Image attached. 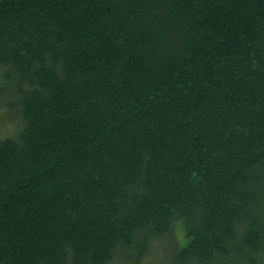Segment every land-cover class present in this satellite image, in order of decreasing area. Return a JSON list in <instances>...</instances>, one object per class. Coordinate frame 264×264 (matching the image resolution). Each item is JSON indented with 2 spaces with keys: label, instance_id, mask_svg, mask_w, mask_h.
Here are the masks:
<instances>
[{
  "label": "trees",
  "instance_id": "1",
  "mask_svg": "<svg viewBox=\"0 0 264 264\" xmlns=\"http://www.w3.org/2000/svg\"><path fill=\"white\" fill-rule=\"evenodd\" d=\"M0 75V264H264V0H0Z\"/></svg>",
  "mask_w": 264,
  "mask_h": 264
},
{
  "label": "rangeland",
  "instance_id": "2",
  "mask_svg": "<svg viewBox=\"0 0 264 264\" xmlns=\"http://www.w3.org/2000/svg\"><path fill=\"white\" fill-rule=\"evenodd\" d=\"M2 86V80L0 75V88ZM11 94L8 92H0V136L2 135H12L16 129L19 127L20 121H18L17 115L13 112V109L7 107V102L11 101ZM175 242H172V245L169 241L166 244L156 243L152 245L150 253L146 256L141 264H175V255H176V245L179 244V241L184 240V233L181 230L176 231ZM174 256V259L172 260ZM122 257L118 256L114 262L111 264H125L121 259Z\"/></svg>",
  "mask_w": 264,
  "mask_h": 264
}]
</instances>
